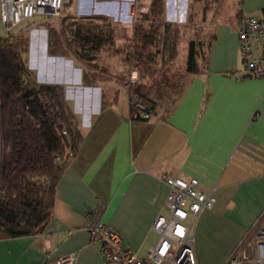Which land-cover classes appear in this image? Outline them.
<instances>
[{
    "label": "crops",
    "instance_id": "1",
    "mask_svg": "<svg viewBox=\"0 0 264 264\" xmlns=\"http://www.w3.org/2000/svg\"><path fill=\"white\" fill-rule=\"evenodd\" d=\"M121 9L109 17L127 34L112 35L94 54L96 82H85L88 68L73 55L43 56L52 73L42 81L63 86L83 139L57 183L46 229L0 237V264H55L69 254L73 264H106L86 229V210L98 204L126 244L146 256L158 241L152 224L166 211L168 176L197 178L217 198L187 221L200 264H225L264 214V78L235 77L243 70L239 20L264 16V0H231L209 11L203 62L189 71L188 50L176 98L164 109L156 104L149 120L131 118L119 79L129 71L135 25L123 1Z\"/></svg>",
    "mask_w": 264,
    "mask_h": 264
},
{
    "label": "trees",
    "instance_id": "2",
    "mask_svg": "<svg viewBox=\"0 0 264 264\" xmlns=\"http://www.w3.org/2000/svg\"><path fill=\"white\" fill-rule=\"evenodd\" d=\"M96 1L84 14H115L119 18L121 2L128 5L133 0H115L114 13L108 9L99 11ZM130 11L131 7L126 16L132 21ZM164 13L165 0H152L150 12L136 23L130 54V60L141 63L143 70L141 81L131 88L154 109L156 101L150 89L155 84L159 97L164 96V78H168L158 66V55L164 65L175 57L176 34L170 33L171 24H163ZM110 33L99 32L96 25L87 30L79 25L70 40L73 54L88 68L87 84L101 77L92 73L97 68L94 54L107 44ZM50 36L51 53L69 54L58 31L50 30ZM196 65L192 42L188 70L195 71ZM119 79L124 83L126 77ZM145 79L148 81L144 82ZM73 118L63 86L39 84L17 45L0 36V237L34 235L46 229L53 214L57 183L70 160L63 164L55 162L56 156L65 154L68 141L60 130L67 127L74 152L83 139Z\"/></svg>",
    "mask_w": 264,
    "mask_h": 264
},
{
    "label": "built area",
    "instance_id": "3",
    "mask_svg": "<svg viewBox=\"0 0 264 264\" xmlns=\"http://www.w3.org/2000/svg\"><path fill=\"white\" fill-rule=\"evenodd\" d=\"M68 1L0 0V35L6 37L14 27L36 17L60 16ZM141 12L146 13L144 7ZM238 36L243 70L235 73L236 79L264 78V16L247 15L240 18ZM139 77L138 62L132 60L122 89L131 118L149 120L154 115L153 106L131 88ZM60 133L68 141L65 154L56 156L55 162L63 164L75 152L67 127L63 126ZM165 182L168 185L166 211L160 212L152 224V229L158 233V241L146 256H139L126 244L123 234L103 219L104 204L86 210L89 243L99 245L106 264H200L196 237L187 221L190 215L198 216L204 210L212 209L217 198L213 193L204 192L197 178L185 180L179 176H168ZM75 258V254H69L55 264H73ZM225 264H264V214Z\"/></svg>",
    "mask_w": 264,
    "mask_h": 264
},
{
    "label": "rangeland",
    "instance_id": "4",
    "mask_svg": "<svg viewBox=\"0 0 264 264\" xmlns=\"http://www.w3.org/2000/svg\"><path fill=\"white\" fill-rule=\"evenodd\" d=\"M92 1L93 0H69L65 4L60 16L36 17L14 27L8 36L5 37L0 35L1 37L8 38L10 42L17 45L27 66L32 71L33 77L39 84H45L42 81L43 75L48 76L49 73H52V71L48 70L47 63L49 60L43 57L44 54L46 55L47 51H49V53L51 52L50 30L54 29L61 34V38H63V48H66L67 53H69L67 55L71 56H75V54H73V42L70 40L73 38L74 32L79 25L84 27L85 30L89 29L91 25H96L98 26L99 32L104 31L105 34V32L109 31L111 32V36L127 34L124 30L115 28L113 25L109 28L107 23L110 22L112 24L109 16L104 14H84V11L91 8ZM114 1L115 0H99L96 1L95 5L99 11L108 9L114 13L116 8V3ZM151 2L152 0H133L132 4H128V8L130 9L131 7L130 16L132 15V19L134 16V29L136 23L141 22L143 15L150 12ZM229 3H231V0H165L163 24L166 22L171 24V26H169L170 33L176 34V43L175 57L171 62L169 61L168 64L164 65L163 62H160V55H158L157 58L159 61V68H162V71L165 72L168 77L167 79L164 78L165 83L163 86L166 89L164 96L159 97V92L155 84L154 87L150 89L151 96L156 101L158 108L164 109L171 106L173 100L176 98L180 83L186 72L187 52L188 50L190 51L192 42L197 51V64L198 60L200 63L201 61L203 62L202 55L205 53L204 50L210 36V26L207 24L209 20V11L211 13L213 10L217 11L220 7H228ZM143 7L146 13L141 12V8L143 9ZM178 16L180 18H178ZM167 17L180 22H171L166 19ZM162 29L165 30V28ZM107 36L109 35L107 34ZM132 41L133 39L130 40L128 47L129 55L133 50L131 46ZM75 58L77 57L75 56ZM81 64L83 63L81 62ZM129 64L128 74L130 73L131 60ZM138 66L140 71V80H138V82H140L143 71L142 64L139 63ZM151 80L154 82L153 78H151ZM146 81L148 80L145 79L144 82ZM158 81H160V79Z\"/></svg>",
    "mask_w": 264,
    "mask_h": 264
},
{
    "label": "bare ground",
    "instance_id": "5",
    "mask_svg": "<svg viewBox=\"0 0 264 264\" xmlns=\"http://www.w3.org/2000/svg\"><path fill=\"white\" fill-rule=\"evenodd\" d=\"M168 8H169V7H168ZM168 8H167V9H168ZM168 11H170V10H168ZM178 18H180V17L178 16ZM182 20H183V19H182Z\"/></svg>",
    "mask_w": 264,
    "mask_h": 264
}]
</instances>
